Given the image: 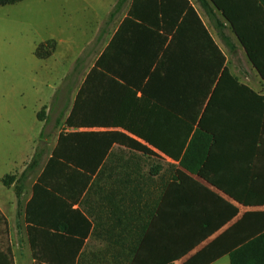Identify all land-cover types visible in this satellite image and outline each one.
Returning <instances> with one entry per match:
<instances>
[{
    "label": "crops",
    "instance_id": "obj_1",
    "mask_svg": "<svg viewBox=\"0 0 264 264\" xmlns=\"http://www.w3.org/2000/svg\"><path fill=\"white\" fill-rule=\"evenodd\" d=\"M24 1L13 5H23ZM53 1L46 3L51 19L56 18L58 9L69 26L95 18L88 44L79 47L75 56L83 50L91 59L76 70L74 62L69 66L55 89L60 90L57 98L55 91L39 98L34 86V98L20 92V99H0V264H181L245 213L264 211V204L255 201L260 196L256 190L264 182V135L259 131L255 141V129L252 135L241 125L245 115L260 119L264 108L247 99L244 89L231 82L220 84L213 94L215 107L205 116L207 132L214 138L209 164L214 181L179 164L192 133L186 128L190 117L169 111L157 116L148 113L152 103L175 104V94L170 97L167 90L174 88L177 80L195 86L199 74L207 83L215 73L206 103L224 67L239 84L264 94V81L255 69L251 66L257 79L248 74L244 64L233 63L236 51L246 56L228 25L224 39L196 0H126L112 17L109 13L117 0ZM24 5L34 4L29 1ZM89 9L90 13L85 12ZM45 40L57 43L52 56L64 42L61 37ZM67 40L70 44L64 50L70 51L73 38ZM228 41L234 48H229ZM108 43L112 71L136 77L151 64L149 71L157 66L159 73L176 80L152 85L151 89L157 90L158 98L154 99L143 95L136 85L106 80V71L98 67L100 72L80 96L78 125L67 126L75 95ZM54 70L49 68L47 73ZM7 100L16 101L14 111L19 121H25L23 127L21 123L9 131L2 127L3 122L10 123L1 108ZM37 122L40 131L33 129L32 123ZM135 129L151 134L156 144L148 143ZM20 136L24 153L7 158L5 141ZM55 147L60 153L57 160L65 166L64 175L46 178L35 194L33 185ZM256 150L259 154L253 161L243 157ZM35 151L42 152L39 167L19 182V174ZM250 168L257 177L246 175ZM181 172L188 177H181ZM6 174L15 175L9 185L2 181ZM236 196L248 201H238ZM29 226L34 228L36 243L45 256L32 255ZM211 228H215L213 233L204 237ZM209 264H230L229 256L224 254Z\"/></svg>",
    "mask_w": 264,
    "mask_h": 264
},
{
    "label": "trees",
    "instance_id": "obj_2",
    "mask_svg": "<svg viewBox=\"0 0 264 264\" xmlns=\"http://www.w3.org/2000/svg\"><path fill=\"white\" fill-rule=\"evenodd\" d=\"M20 0H0L1 5L14 4ZM157 1V0H156ZM199 5L203 8L208 18L213 21L214 27L224 39H226L224 29L230 28L232 34L235 35L242 50L246 56L247 61L255 69L261 80L264 81V0H196ZM126 0H117L112 10L109 13V17L115 16L124 6ZM187 2V1H186ZM161 6V5H160ZM133 9L131 14H133ZM192 11V8H189ZM193 12V11H192ZM221 15L222 19L218 15ZM198 24L207 35V31L198 19ZM143 27V25H140ZM149 30L148 28H145ZM151 31V30H149ZM228 46L230 49L234 48L231 41H228ZM109 48L110 43L104 48L101 54L98 56L93 66L88 71L80 90L75 95L73 105L70 109L69 116L67 117L65 123L67 126H77L78 121L76 119V114L78 110V104L80 96L86 90L88 83L92 82V78L95 73H99L98 67L103 68L106 71V80L119 79L126 84H133L139 87L143 95L149 96L151 98L157 99V90L151 89L152 85L158 83V81H170L174 80L169 77L167 73L161 74L158 71L157 66L149 71L151 64H149L143 71L138 72L136 77L125 76L124 74L116 71H112L110 68L109 60ZM39 48L37 47L34 51L35 55L43 58L44 56L39 53ZM87 53L84 51L80 56H78L75 61L76 67H82L87 58ZM115 77V78H113ZM176 80V79H175ZM174 80V81H175ZM203 80V81H202ZM215 81V73L212 74L209 81L205 83V76L198 75V81L195 86H190L188 81L177 80L175 87L168 88V94H175L176 101L174 103H168L163 106L159 104H150L148 113L150 116H157L160 112H170L179 113L184 117H190L191 122H186V128L190 134V138L186 141L184 151L178 158L179 164L185 170L190 173H195L201 178L209 181H214V172L209 168V164L212 161V132H207L205 127V116L209 110L214 106V95L216 91L220 88V84L223 82L234 83L241 89H244L247 99L256 100L259 102L260 107L264 108V94L258 95L248 86L238 83V79L229 72V70L224 67L213 87L211 94L206 101L208 91L210 86ZM213 96V97H212ZM164 109V110H163ZM199 116L197 124L192 128L193 123H195V118ZM242 129L245 132H253L255 129V141H257L258 132H262L264 135V113H262L261 118H253L252 115H245L242 119ZM250 130V131H249ZM136 131V129H135ZM139 135L143 136L144 139L151 145L156 144L151 134H142L140 131H136ZM253 135V134H252ZM61 139V133L58 136V142ZM264 145V139L261 142ZM259 152L243 154L244 158H250L253 161L254 158L258 156ZM41 151H35L31 157L29 163L24 167L18 176L19 182L24 181L32 172H34L40 165L41 162ZM60 153L58 147L52 151L51 156L48 158L45 165L42 167L37 182L33 185V192H35L40 187V184L45 182L46 178H60L64 175L65 166L59 162ZM264 157V152H263ZM58 161V162H57ZM58 164H57V163ZM92 171V170H90ZM246 175L250 177H257V172L253 168L247 171ZM180 176H186L184 172L180 173ZM15 178L14 174H6L2 181L5 185H9L10 182ZM264 179V172L261 176ZM221 189L226 188L222 185H218ZM250 193H253V185L249 186ZM228 191V190H227ZM260 194L257 203L264 204V182L260 185V189L257 191ZM16 195H18V187L15 189ZM238 201L246 202L245 198L236 196ZM253 201V200H249ZM30 203L26 206V219H30L29 215ZM233 210V209H232ZM233 211H231L232 217ZM29 242L31 246V252L33 256H45V250L41 248L35 239V234L32 232L34 228L30 226L27 228ZM214 229H209L205 236L213 233ZM227 254L229 256L230 264H264V211L260 212H247L245 213L237 222L233 223L223 232L218 234L214 239L209 241L194 254H192L188 259H186L181 264H209L222 255Z\"/></svg>",
    "mask_w": 264,
    "mask_h": 264
},
{
    "label": "rangeland",
    "instance_id": "obj_3",
    "mask_svg": "<svg viewBox=\"0 0 264 264\" xmlns=\"http://www.w3.org/2000/svg\"><path fill=\"white\" fill-rule=\"evenodd\" d=\"M29 1L34 5L24 7V4ZM106 1L103 0L102 3ZM53 2L63 3L62 0ZM94 2H98V0ZM46 3L47 0H25L23 5L0 6V99H20V92H23L24 97L34 98V86L37 88L39 98L49 95L52 91H55V98H57L60 90L56 91L55 89L60 85L61 77L66 74L65 71L75 61V56L80 52L79 47L88 44L91 31L95 28L94 17L84 19L85 22L78 26H69L60 9H54L56 11L55 19L49 18ZM85 12L90 13L91 10H85ZM49 37H61L64 40L54 56H52V52L57 43L45 40ZM70 37L73 38L71 46L74 48L66 51L64 47L69 43L67 39ZM43 40L45 41L40 42ZM37 47L39 53L44 56L43 58L35 55L34 51ZM62 51L68 55H58ZM82 52L84 51L82 50ZM90 59L91 57H87L84 64ZM231 59L234 64H244L248 68V74L252 77L255 74L253 78H258L241 52L236 51ZM53 67L55 68L54 72L47 73L49 68ZM71 94H68L67 97L70 98ZM15 103L16 101L7 100L1 105L3 114L10 120L9 124L2 123V127L7 131L16 129L20 123L22 127L25 125V121L18 120L19 116L14 111ZM32 126L37 131L41 130L39 122L36 125L32 123ZM43 129L56 131L44 127ZM4 148L7 158L10 155L21 156L25 148L23 136L7 138Z\"/></svg>",
    "mask_w": 264,
    "mask_h": 264
}]
</instances>
